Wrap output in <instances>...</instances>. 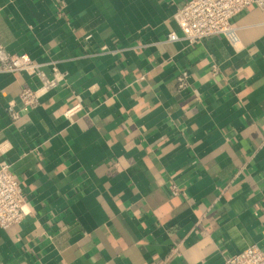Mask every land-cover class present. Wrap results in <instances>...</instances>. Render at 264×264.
<instances>
[{
    "label": "crops",
    "instance_id": "crops-1",
    "mask_svg": "<svg viewBox=\"0 0 264 264\" xmlns=\"http://www.w3.org/2000/svg\"><path fill=\"white\" fill-rule=\"evenodd\" d=\"M188 1L0 0V46L55 63L67 84L24 108L19 93L38 81L0 72V166L31 210L0 229V264H226L264 251V12L234 19L237 48L170 42Z\"/></svg>",
    "mask_w": 264,
    "mask_h": 264
},
{
    "label": "built area",
    "instance_id": "built-area-1",
    "mask_svg": "<svg viewBox=\"0 0 264 264\" xmlns=\"http://www.w3.org/2000/svg\"><path fill=\"white\" fill-rule=\"evenodd\" d=\"M256 6L264 12V0H190L175 15L174 20L181 32L169 34L168 41L176 42L181 38L191 46L202 43L213 36L226 38L234 47L239 45L234 19L249 6ZM46 68L51 74L46 73ZM0 72L25 73L38 81V87L22 88L18 99L24 108H37L44 96L66 86L60 70L55 63H37L26 54H10L0 46ZM188 73L179 76L180 88L187 86ZM79 106L66 112V116L75 114ZM7 113L13 123L18 122L22 114L11 101ZM174 196L180 195L177 187L172 188ZM31 215L28 197L20 182L10 171L9 165L0 166V229L21 224ZM180 256L178 248L171 250L169 258ZM226 264H264V251L258 246H251L240 254L230 255Z\"/></svg>",
    "mask_w": 264,
    "mask_h": 264
}]
</instances>
